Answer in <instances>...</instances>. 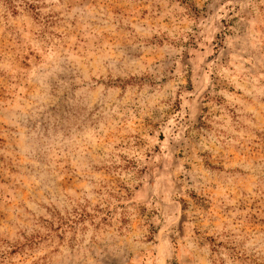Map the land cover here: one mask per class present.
<instances>
[{
    "label": "rangeland",
    "instance_id": "rangeland-1",
    "mask_svg": "<svg viewBox=\"0 0 264 264\" xmlns=\"http://www.w3.org/2000/svg\"><path fill=\"white\" fill-rule=\"evenodd\" d=\"M0 264H264V0H0Z\"/></svg>",
    "mask_w": 264,
    "mask_h": 264
}]
</instances>
